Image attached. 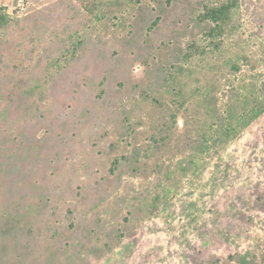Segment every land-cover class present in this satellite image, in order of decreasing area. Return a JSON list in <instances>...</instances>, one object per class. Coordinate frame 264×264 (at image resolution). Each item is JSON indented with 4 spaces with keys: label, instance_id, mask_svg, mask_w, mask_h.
<instances>
[{
    "label": "rangeland",
    "instance_id": "rangeland-1",
    "mask_svg": "<svg viewBox=\"0 0 264 264\" xmlns=\"http://www.w3.org/2000/svg\"><path fill=\"white\" fill-rule=\"evenodd\" d=\"M0 0V264H264V0Z\"/></svg>",
    "mask_w": 264,
    "mask_h": 264
},
{
    "label": "trees",
    "instance_id": "trees-1",
    "mask_svg": "<svg viewBox=\"0 0 264 264\" xmlns=\"http://www.w3.org/2000/svg\"><path fill=\"white\" fill-rule=\"evenodd\" d=\"M240 0H222L217 6L205 7L199 20L202 22L210 21L214 27L212 33L222 30L226 23L230 20L233 11L238 7Z\"/></svg>",
    "mask_w": 264,
    "mask_h": 264
}]
</instances>
